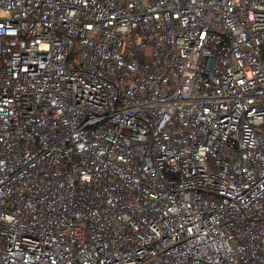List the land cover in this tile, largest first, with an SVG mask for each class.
Here are the masks:
<instances>
[{
    "label": "built area",
    "instance_id": "2783aa9c",
    "mask_svg": "<svg viewBox=\"0 0 264 264\" xmlns=\"http://www.w3.org/2000/svg\"><path fill=\"white\" fill-rule=\"evenodd\" d=\"M0 264H264V0H0Z\"/></svg>",
    "mask_w": 264,
    "mask_h": 264
}]
</instances>
